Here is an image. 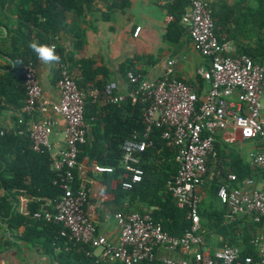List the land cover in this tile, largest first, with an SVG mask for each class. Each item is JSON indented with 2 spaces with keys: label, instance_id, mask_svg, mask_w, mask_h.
Listing matches in <instances>:
<instances>
[{
  "label": "built area",
  "instance_id": "built-area-1",
  "mask_svg": "<svg viewBox=\"0 0 264 264\" xmlns=\"http://www.w3.org/2000/svg\"><path fill=\"white\" fill-rule=\"evenodd\" d=\"M174 0H158L167 6ZM172 20L173 16L168 15ZM185 26L194 48L207 58L206 66H199L197 75L209 83L201 102L195 87L178 78L173 72L176 60L169 58L164 65L162 76L150 79L132 70L126 72L127 90L119 89L114 81L102 88L94 87L89 95L99 103H119L127 98L131 102L146 103L142 117L145 130L140 139H126L122 145L120 166L128 173L122 180L121 188L130 189L142 179L140 152L148 146L149 134L153 127H165L162 136L169 138L177 148L179 167L168 182L178 208H186L192 221V229L182 236L166 233L160 223L152 221L148 213L137 211L104 212L112 214L118 227V241H110L98 232L93 219L85 212L89 200L88 191L75 187L74 170L78 168L79 146L85 142L87 128L84 120L85 93L69 73L67 66L59 61V77L56 81L58 100L47 99L42 92L36 64L32 61L22 68L25 104L23 115L17 120V132L25 131L35 152H49L51 169L56 174L63 193L59 198L48 199L32 213L35 219H43L62 226L60 234L78 243H88L99 248L98 260L136 264L143 260H154V250H165L182 254L180 258L162 257L164 264H264V234L254 235L250 243L259 253L257 259L251 255L241 257L239 246H226L212 250L200 247L201 237L194 230L199 226L197 190L205 181L208 171L207 160L215 154V136L232 126L242 138H256L259 149L248 154V163L264 174V119L261 117V100H264V64L254 62L248 55L235 54L230 41L219 40L214 32V23L207 0H191L182 14ZM141 27L133 32L137 36ZM235 96L237 106L226 97ZM53 114L64 121V140L52 147L50 135L55 119ZM28 122L21 129L23 117ZM4 129L0 126V135ZM98 173L111 172L113 167L96 163ZM237 177L229 173L217 190L222 203L230 208L228 217L251 216L259 221L264 216V175L257 182L247 177L235 184ZM102 207V204H98Z\"/></svg>",
  "mask_w": 264,
  "mask_h": 264
},
{
  "label": "trees",
  "instance_id": "trees-1",
  "mask_svg": "<svg viewBox=\"0 0 264 264\" xmlns=\"http://www.w3.org/2000/svg\"><path fill=\"white\" fill-rule=\"evenodd\" d=\"M120 0H110L108 11L126 5ZM89 0H0V25L6 31V40L2 54H7L13 62V69L0 74V103H9L21 111L15 118L14 129L4 128L0 135V221L11 229L20 225L32 228L35 225L46 228L43 234L60 243L66 242L70 250L62 252V259L77 261L81 264H121L120 262L97 261L91 244L69 240L62 236L61 224L35 219L32 213L48 199L59 198L62 187L56 174L51 169L49 152H35L25 131L17 132V120L23 115L25 89L22 68L38 58L29 48L33 41L43 44L56 42L60 35L68 37L73 48L72 56L65 52V46H56L60 61L67 66L75 51L82 49L86 43L84 17L90 9ZM191 0H174L165 6L168 14L173 16L164 33V39L177 40L187 31L180 19ZM214 32L219 40L230 41L235 47V54L248 55L254 62L264 64V0H210L208 1ZM0 29V33H4ZM175 34V35H173ZM244 38V39H242ZM67 53V54H66ZM74 65L78 68L76 82L85 93L84 120L87 136L79 146L78 160L89 157L96 163L110 165L111 172L102 173V188L113 192L115 199L128 200L123 212L137 211L148 213L162 229L180 237L192 229V221L187 216L186 208H178L172 196L169 181L176 174L179 162L176 158L177 148L169 138L162 136L165 127H153L149 134L148 146L140 152L142 179L130 189L121 188L122 180L128 179V173L121 168V145L126 139H140L145 130L143 109L146 103L131 102L130 98L119 103H99L94 101L89 92L92 88H102L106 83V69L94 67L89 58H79ZM125 75L128 70L142 73L132 68L131 61L121 66ZM59 77V69L57 72ZM101 75L103 79H97ZM201 102L200 98L198 104ZM3 107V106H2ZM28 117H23L21 129L27 127ZM215 154L208 156V171L202 184L206 198L198 197L199 226L194 230L201 237L200 247L209 246L216 250L226 246H239L241 257L251 255L257 259V248L250 243L254 235L264 234V216L254 221L249 215L231 220L230 208L217 196L219 185L226 180L229 173L237 177L235 184L251 177L250 165L244 163L239 154L232 150L225 154L216 142ZM229 167V168H228ZM256 169V168H255ZM258 170V169H256ZM77 169L74 170L73 184L77 187ZM208 194H206V191ZM27 194L32 201L28 204V215L23 216L14 211L18 194ZM122 211V210H117ZM79 251V252H77ZM136 264H163L159 260H143Z\"/></svg>",
  "mask_w": 264,
  "mask_h": 264
},
{
  "label": "crops",
  "instance_id": "crops-1",
  "mask_svg": "<svg viewBox=\"0 0 264 264\" xmlns=\"http://www.w3.org/2000/svg\"><path fill=\"white\" fill-rule=\"evenodd\" d=\"M90 9L84 17L86 30V43L84 47L75 51L72 60L67 63L78 77V68L74 65L79 58H89L94 61V67L106 69L105 80L114 81L123 92L127 90L126 75L121 66L130 60L132 68L141 71L150 79L162 76L165 62L169 58L176 60L173 67L174 74L192 84L198 97L203 98L209 83L197 75L199 66L207 65V58L202 56L193 46L187 31L183 32L177 40L164 39L170 20L165 6H161L158 0H126V5L108 11L110 0H89ZM125 0H120V5ZM210 1V0H207ZM232 2L233 0H228ZM136 26L141 29L137 36L133 35ZM0 29L1 25H0ZM6 34L0 33V74L13 69V62L6 54H2L6 40ZM175 35V34H173ZM244 39V38H242ZM232 43V42H231ZM59 47L65 46V52L72 56L74 51L69 44L68 37L64 34L52 42ZM66 53V54H67ZM59 63L52 66L44 65L38 59L36 71L42 86L43 95L51 100H58L59 94L56 88V78ZM101 75L97 79H103ZM90 96V95H89ZM226 99L237 106L235 96H227ZM239 105V103H238ZM3 106V107H2ZM21 111L9 103H0V126L14 129L15 118ZM50 141L53 148L63 143L64 121L57 114ZM261 117L264 119V101L261 108ZM215 142L228 156L232 151L248 163V154L259 149L256 138H242L232 126L218 132ZM232 150V151H231ZM95 160L83 157L77 168V181L89 193V200L84 206L85 212L93 219L99 233L105 235L110 241H118V227L112 214L109 218L103 216L104 212L110 213L127 207L128 200H116L113 192L103 190L102 173L94 170ZM249 165V163H248ZM229 168V167H228ZM251 177L257 182L264 175L262 171L251 167ZM200 198H206L204 187L197 190ZM32 199L24 193L17 195L14 211L20 215H28V204ZM98 204H102L100 207ZM46 228L35 225L32 228L20 225L9 229L0 221V264H81L62 259V252L70 250V246L60 238H48L43 233ZM79 252V251H77ZM99 248H94L93 253L98 257ZM154 260L162 261V257L180 258L182 254L157 247L154 250ZM164 264V263H163Z\"/></svg>",
  "mask_w": 264,
  "mask_h": 264
},
{
  "label": "clouds",
  "instance_id": "clouds-1",
  "mask_svg": "<svg viewBox=\"0 0 264 264\" xmlns=\"http://www.w3.org/2000/svg\"><path fill=\"white\" fill-rule=\"evenodd\" d=\"M29 48L44 65L52 66L60 61V56L57 54L54 44H43L33 41L29 44Z\"/></svg>",
  "mask_w": 264,
  "mask_h": 264
},
{
  "label": "water",
  "instance_id": "water-1",
  "mask_svg": "<svg viewBox=\"0 0 264 264\" xmlns=\"http://www.w3.org/2000/svg\"><path fill=\"white\" fill-rule=\"evenodd\" d=\"M0 9H1V4H0ZM1 28L4 30V28L1 26ZM4 34H6V31L4 30Z\"/></svg>",
  "mask_w": 264,
  "mask_h": 264
},
{
  "label": "rangeland",
  "instance_id": "rangeland-1",
  "mask_svg": "<svg viewBox=\"0 0 264 264\" xmlns=\"http://www.w3.org/2000/svg\"><path fill=\"white\" fill-rule=\"evenodd\" d=\"M263 101H264V100H261V104H263ZM205 191H206V194H208L207 190H205Z\"/></svg>",
  "mask_w": 264,
  "mask_h": 264
}]
</instances>
